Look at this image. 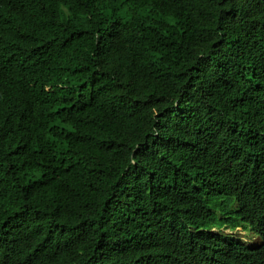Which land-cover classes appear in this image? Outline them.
<instances>
[{
    "label": "trees",
    "instance_id": "16d2710c",
    "mask_svg": "<svg viewBox=\"0 0 264 264\" xmlns=\"http://www.w3.org/2000/svg\"><path fill=\"white\" fill-rule=\"evenodd\" d=\"M0 32L55 81L14 110L61 111L0 137V264H198L264 222V0H49Z\"/></svg>",
    "mask_w": 264,
    "mask_h": 264
},
{
    "label": "clouds",
    "instance_id": "9594fccd",
    "mask_svg": "<svg viewBox=\"0 0 264 264\" xmlns=\"http://www.w3.org/2000/svg\"><path fill=\"white\" fill-rule=\"evenodd\" d=\"M49 0H0V7L8 27L16 28V34L20 25L29 18L35 17L47 5ZM60 24L76 23V20L65 8L64 13L58 14ZM16 36V35H15ZM29 47L21 44L16 37L5 38L0 32V137L4 132H15L16 136L27 137L31 135L25 128V120L32 114L35 124L38 127L33 130L34 133L55 125L61 117V111L56 102L39 101L32 107L28 102L21 109L14 110V102L26 96L29 92L34 94L35 98L46 88L52 86L55 81L50 77L38 73L41 67L33 60L29 61V68L20 61L21 50L26 51ZM18 55L15 57V54ZM26 59V58H25ZM27 60V59H26ZM28 61V60H27ZM42 78V80L40 79ZM13 106V109H11ZM35 108H39L36 110ZM22 149L14 145L11 151L4 152L5 155L15 154ZM232 208L239 214L243 209L238 200L234 198ZM220 219L225 218V214L217 210ZM236 214V215H237ZM213 231H223L224 239L226 236H232L235 239V254L222 248L212 253L206 252V258L198 264H257L260 255H264V222H256L254 226L245 227L241 224L236 226H214ZM249 235L245 239L241 231ZM0 242L2 240L0 239Z\"/></svg>",
    "mask_w": 264,
    "mask_h": 264
},
{
    "label": "rangeland",
    "instance_id": "374dc122",
    "mask_svg": "<svg viewBox=\"0 0 264 264\" xmlns=\"http://www.w3.org/2000/svg\"><path fill=\"white\" fill-rule=\"evenodd\" d=\"M240 231H241V230H240ZM241 233H242V235H243V237H244L245 239H247V238H248V236H249V235H245V233H244V232H242V231H241Z\"/></svg>",
    "mask_w": 264,
    "mask_h": 264
},
{
    "label": "bare ground",
    "instance_id": "6f19581e",
    "mask_svg": "<svg viewBox=\"0 0 264 264\" xmlns=\"http://www.w3.org/2000/svg\"><path fill=\"white\" fill-rule=\"evenodd\" d=\"M192 195V194H191ZM166 208V207H165ZM169 211V210H168ZM167 212V211H166ZM198 217V216H197ZM39 258V257H38ZM35 260V259H34Z\"/></svg>",
    "mask_w": 264,
    "mask_h": 264
}]
</instances>
